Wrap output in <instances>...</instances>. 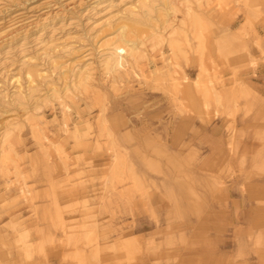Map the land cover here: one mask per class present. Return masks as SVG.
I'll list each match as a JSON object with an SVG mask.
<instances>
[{"label": "rangeland", "instance_id": "obj_1", "mask_svg": "<svg viewBox=\"0 0 264 264\" xmlns=\"http://www.w3.org/2000/svg\"><path fill=\"white\" fill-rule=\"evenodd\" d=\"M173 63L203 92L172 95ZM252 75L264 84V0H0V264H264V149L248 160L237 132L254 115L264 144ZM170 134L182 151L143 166ZM167 167L175 191L143 175ZM239 197L257 223L226 220Z\"/></svg>", "mask_w": 264, "mask_h": 264}, {"label": "bare ground", "instance_id": "obj_2", "mask_svg": "<svg viewBox=\"0 0 264 264\" xmlns=\"http://www.w3.org/2000/svg\"><path fill=\"white\" fill-rule=\"evenodd\" d=\"M202 34L199 33L198 35V38H202ZM142 41H152L153 39H148L145 35H143ZM115 51L119 54H122L123 52H125V49L124 48H121V47H118L115 49ZM251 63H254L253 61H251ZM172 68H173V72L170 73L169 75V79L170 81L172 82L171 83V88H172V91H171V94L172 95H180L182 90H183V87L184 85H191V89H189V91H187V95L186 97L190 98L192 96H195L194 94L198 91H202L203 92V87H204V84L201 86V82H200V76H198L197 79L189 82L190 80L186 77V76H181L179 77V70L178 68L180 69V66L177 64V63H173L172 64ZM200 69L202 71V73L205 72L206 70V67L204 66V64H202L200 66ZM186 82V83H185ZM206 89H209V86L208 88ZM212 93L215 97H216V100L219 101V95H218V91L216 90V87L211 84L210 86V89L208 91V94ZM172 100L175 101V98L172 97ZM192 105L194 107H196V110L197 111H200L201 113L204 112V109H205V106L203 105L202 102H200L199 100L195 99L192 101ZM114 127L117 128L118 130H121L123 127H126V121L124 122L122 120V117L117 115L116 119H114V123H113ZM89 129L90 127L88 128V131L85 132V134H82L80 138L82 137H87L88 136V132H89ZM77 133V132H76ZM261 135V133H259ZM180 138L178 136V134H170L169 136L167 135L164 139V143H160V145L158 147L156 146H152V149L151 150H143V151H139V156H140V159L142 161V165L143 166H147L148 164H151L152 161H153V158L155 157V154L160 148L162 147H168V148H173V149H178L179 152L182 151V149H180ZM151 147V146H150ZM149 147V148H150ZM153 153V155H152ZM259 155V152L256 154V158L258 157ZM122 161L120 158H118L117 155H113V161L111 162V165H110V168L109 170H103L105 173H103L105 176L103 178V184L105 187L109 186L110 184H115L116 182V179L118 178V176L120 175L121 173V165H122ZM108 172H110L108 174ZM139 172V170H138ZM141 172V171H140ZM144 177L146 179H149V180H152L153 182H155V180L161 182V186H168L173 189L175 191V188H181L182 187V176L175 173L172 168L170 167H167V168H164V169H161L159 170V174L158 176H154V175H148V174H145L143 173ZM116 185H121V187L123 189L126 190V187L122 185V182H119L118 184ZM159 185V183H158ZM171 197L173 198V200L177 201V202H183V199L181 198V196L179 195V193L177 194H174L173 196L171 195ZM59 224L62 225V227L64 229H66V224H65V219L62 218L61 216H59Z\"/></svg>", "mask_w": 264, "mask_h": 264}, {"label": "crops", "instance_id": "obj_3", "mask_svg": "<svg viewBox=\"0 0 264 264\" xmlns=\"http://www.w3.org/2000/svg\"><path fill=\"white\" fill-rule=\"evenodd\" d=\"M252 76L253 77H251V80H249V81H251L249 83L250 84L249 87L256 93V95L263 96L264 95V84L262 83V77H260V75H252ZM257 77H259V79ZM226 89H228L227 86L224 87L223 93L226 91ZM216 90H217V88H216ZM214 110H215V108H214ZM247 119L251 120L250 124H245L246 125L245 127H247V128L244 129V126L241 125V127L237 128V132L239 135L242 136V141H241V144L243 145L242 150L244 149L246 158L248 160L255 161L257 159L256 154L260 151V149L261 150L264 149V144L262 146H257L259 133H261V134H263V133L259 130V125L255 124L254 121H252V120H255L254 115L250 116L249 118H245L244 121H248ZM221 120H223V119H221ZM240 120H242V118L239 119V122H240ZM235 121H236V126H239L240 123H239V125H237L238 120L236 119ZM176 127L178 128L179 126L177 125ZM211 132L213 133L212 137L214 138V135L216 132L214 130H212ZM220 134H221V132L218 133V135H220ZM243 140H244V143H242ZM215 141H216V138H214L213 146H215ZM208 142H210V139L208 140ZM225 142L226 141L223 140V149H227V151H228V147L225 145ZM209 154H210V148H208V155ZM252 169H253V167L248 168L249 171ZM148 175H150V174H148ZM155 181H157V180H155ZM158 183H159V185H161L160 180L158 181ZM129 185L130 184L127 183L125 185V187L128 186V187H126V190L121 188L120 192H126V191L129 192V191L133 190L134 188H131V190H130ZM239 198H241V199H234L233 198V200H230V201H228V203L224 204V207L233 208V209H236L235 207L238 208L237 210H233L234 212H232V218H231V215L229 213V216L226 217V220L229 223H236V224H238V226L251 224L253 222L257 223L260 220V216H258L256 214L258 211L255 210L254 208L258 207V205H259L258 200H254L253 202H250L248 200H244L245 198H242V197H239ZM251 203H252V205L253 204H258V205L252 206ZM259 213L262 214L261 211H259ZM65 222H66V220H65ZM128 222H131V220H129ZM138 223L150 224V223H148V220L146 218L138 219ZM230 236H231V234L228 237H230Z\"/></svg>", "mask_w": 264, "mask_h": 264}]
</instances>
